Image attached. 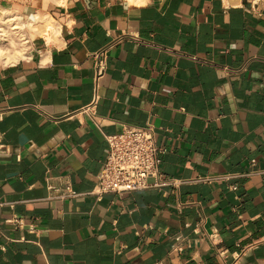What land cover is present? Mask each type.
<instances>
[{"label": "crops", "instance_id": "0c3cea01", "mask_svg": "<svg viewBox=\"0 0 264 264\" xmlns=\"http://www.w3.org/2000/svg\"><path fill=\"white\" fill-rule=\"evenodd\" d=\"M52 14L56 44L0 63V264H264V0ZM148 126L176 184L97 199L105 136Z\"/></svg>", "mask_w": 264, "mask_h": 264}, {"label": "built area", "instance_id": "2783aa9c", "mask_svg": "<svg viewBox=\"0 0 264 264\" xmlns=\"http://www.w3.org/2000/svg\"><path fill=\"white\" fill-rule=\"evenodd\" d=\"M122 39L119 37L93 53L96 93L92 101L81 109L91 117L96 116L100 99L98 88L108 71L109 52ZM105 138L109 149L93 190L97 199L108 193L161 189L176 184L174 179L166 177L161 170L162 155L166 150L157 144L155 127H125L122 132L106 135Z\"/></svg>", "mask_w": 264, "mask_h": 264}, {"label": "bare ground", "instance_id": "6f19581e", "mask_svg": "<svg viewBox=\"0 0 264 264\" xmlns=\"http://www.w3.org/2000/svg\"><path fill=\"white\" fill-rule=\"evenodd\" d=\"M51 1L60 4L65 0ZM129 1L141 4L147 0ZM24 15L13 7L0 8V63L10 64L27 58L32 39L26 33L25 28H29L38 37L45 38L50 46L57 41L59 26L50 15L30 11L26 14L25 20Z\"/></svg>", "mask_w": 264, "mask_h": 264}, {"label": "rangeland", "instance_id": "374dc122", "mask_svg": "<svg viewBox=\"0 0 264 264\" xmlns=\"http://www.w3.org/2000/svg\"><path fill=\"white\" fill-rule=\"evenodd\" d=\"M58 5V3H55V1L51 0H0V8H18L23 14H25L23 17L24 20L26 18V14H28L30 11L48 14L53 17L52 12ZM25 31L31 39L38 38V35L32 32L29 28H25Z\"/></svg>", "mask_w": 264, "mask_h": 264}]
</instances>
